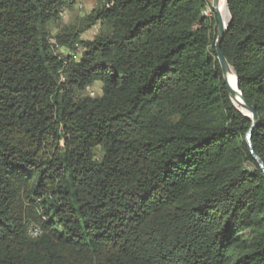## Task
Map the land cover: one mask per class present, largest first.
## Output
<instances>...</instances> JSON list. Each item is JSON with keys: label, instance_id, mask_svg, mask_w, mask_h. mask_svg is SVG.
I'll return each mask as SVG.
<instances>
[{"label": "trees", "instance_id": "trees-1", "mask_svg": "<svg viewBox=\"0 0 264 264\" xmlns=\"http://www.w3.org/2000/svg\"><path fill=\"white\" fill-rule=\"evenodd\" d=\"M106 2L84 41L46 31L76 0H0V264H264V174L211 0ZM226 4L264 166V0Z\"/></svg>", "mask_w": 264, "mask_h": 264}, {"label": "rangeland", "instance_id": "rangeland-1", "mask_svg": "<svg viewBox=\"0 0 264 264\" xmlns=\"http://www.w3.org/2000/svg\"><path fill=\"white\" fill-rule=\"evenodd\" d=\"M106 3V0H76V4L68 7L58 21L47 24L46 31L50 33L51 37H54L62 32L68 33L70 31H75L76 33H80L79 31H85L80 34L79 39L91 41L98 35L108 32V28L100 25L99 23L95 26L87 27V18L96 8L103 6ZM78 6H81V8ZM204 15L212 16L209 11H205ZM81 52L82 50L79 49L76 54H72L73 60L78 59ZM55 53L58 56H65L69 54L64 49L56 48ZM63 81L64 79H62L61 82ZM86 95L91 98L100 96L101 85L99 83H95L86 90Z\"/></svg>", "mask_w": 264, "mask_h": 264}, {"label": "water", "instance_id": "water-1", "mask_svg": "<svg viewBox=\"0 0 264 264\" xmlns=\"http://www.w3.org/2000/svg\"><path fill=\"white\" fill-rule=\"evenodd\" d=\"M220 1L221 0H211V8L214 11V14L216 16V21H217V37H216V41H215V45H214L216 58H217V61L219 63V67H220V70L222 73V79H223V82H224L225 87H226L227 95H228L232 105L241 115L250 119V121H251V127H250V129L246 135V142H247L248 147L250 148V154H251L252 159L257 163L258 167L260 168V170L264 174V166H263L262 162L260 161V159L254 154V152L252 150V146H251V133H252V130L256 127V125L259 123V117L255 113L254 109L252 107H250L246 103V101L244 100V98L240 92L239 86H238L237 77L234 74L232 68L230 67V65L228 64L227 60L225 59V57L223 56V54L221 52V43H222L223 37H224V35L228 29V25L230 22V15H229L228 23L226 25H224V23L221 19V16L219 14ZM224 1L226 4V0H224ZM226 8H227V4H226ZM230 75H233L235 78V86L234 87H232L228 81ZM234 103H236L240 108L244 109L247 114L240 112L235 107Z\"/></svg>", "mask_w": 264, "mask_h": 264}, {"label": "bare ground", "instance_id": "bare-ground-1", "mask_svg": "<svg viewBox=\"0 0 264 264\" xmlns=\"http://www.w3.org/2000/svg\"><path fill=\"white\" fill-rule=\"evenodd\" d=\"M219 14H220V16H221V19H222L224 25H226V24L228 23V20H229V14H228V11H227V8H226V4H225V1H224V0H221V1H220ZM233 78H234V76H233V75H230V76H229V79H228V81H229V83H230V85H231L232 87L235 86V79L233 80ZM234 104H235V107H236L240 112H243V113L247 114L246 111H245L244 109L240 108L236 103H234Z\"/></svg>", "mask_w": 264, "mask_h": 264}, {"label": "built area", "instance_id": "built-area-1", "mask_svg": "<svg viewBox=\"0 0 264 264\" xmlns=\"http://www.w3.org/2000/svg\"><path fill=\"white\" fill-rule=\"evenodd\" d=\"M79 8H81V6H78ZM63 14H61V16H62ZM35 236V235H34Z\"/></svg>", "mask_w": 264, "mask_h": 264}, {"label": "snow or ice", "instance_id": "snow-or-ice-1", "mask_svg": "<svg viewBox=\"0 0 264 264\" xmlns=\"http://www.w3.org/2000/svg\"><path fill=\"white\" fill-rule=\"evenodd\" d=\"M235 78H233V80H234Z\"/></svg>", "mask_w": 264, "mask_h": 264}]
</instances>
